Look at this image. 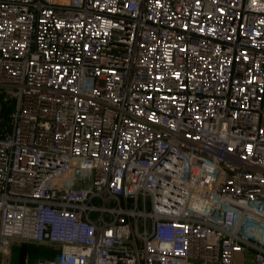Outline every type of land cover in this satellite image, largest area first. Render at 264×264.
<instances>
[{
  "label": "built area",
  "instance_id": "obj_1",
  "mask_svg": "<svg viewBox=\"0 0 264 264\" xmlns=\"http://www.w3.org/2000/svg\"><path fill=\"white\" fill-rule=\"evenodd\" d=\"M0 264H264V0H0Z\"/></svg>",
  "mask_w": 264,
  "mask_h": 264
},
{
  "label": "rangeland",
  "instance_id": "obj_2",
  "mask_svg": "<svg viewBox=\"0 0 264 264\" xmlns=\"http://www.w3.org/2000/svg\"><path fill=\"white\" fill-rule=\"evenodd\" d=\"M1 122H8L9 116L6 119L3 117H0ZM22 244H13L4 254L3 258L5 259L4 264H20V263H26V264H33L35 261H40L43 259H46V253L48 247H42L38 245H24ZM240 256V255H238ZM237 256V257H238ZM242 261H240V264H246L245 258L240 257ZM3 264V263H2ZM251 264V263H249Z\"/></svg>",
  "mask_w": 264,
  "mask_h": 264
},
{
  "label": "crops",
  "instance_id": "obj_3",
  "mask_svg": "<svg viewBox=\"0 0 264 264\" xmlns=\"http://www.w3.org/2000/svg\"><path fill=\"white\" fill-rule=\"evenodd\" d=\"M38 246L44 247L43 245H38ZM45 247H47V246H45ZM56 252L57 251L54 248L48 247L45 258H53L55 256ZM240 257L245 258L244 260L246 261V264H249V263L253 264L251 253L240 254V256L236 257V263L235 264H240V261H242L240 259ZM242 262L244 263V261H242ZM20 264H26V263H20Z\"/></svg>",
  "mask_w": 264,
  "mask_h": 264
},
{
  "label": "trees",
  "instance_id": "obj_4",
  "mask_svg": "<svg viewBox=\"0 0 264 264\" xmlns=\"http://www.w3.org/2000/svg\"><path fill=\"white\" fill-rule=\"evenodd\" d=\"M9 109L10 108H8V107L0 105V117H3L4 119L7 120L8 116H9V111H10ZM3 124H5V122H1V120H0V127ZM23 247H25V246H23Z\"/></svg>",
  "mask_w": 264,
  "mask_h": 264
}]
</instances>
